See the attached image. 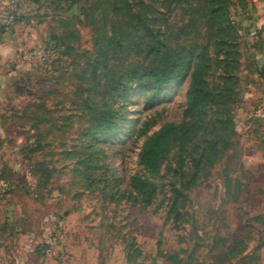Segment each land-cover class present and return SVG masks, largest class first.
<instances>
[{"label":"rangeland","instance_id":"rangeland-1","mask_svg":"<svg viewBox=\"0 0 264 264\" xmlns=\"http://www.w3.org/2000/svg\"><path fill=\"white\" fill-rule=\"evenodd\" d=\"M95 2L0 0V257L7 264H32L24 258L30 250L46 255L50 248L54 253L46 256L65 264H264V80L258 75L264 66V0L231 7L241 28L228 150L198 168L203 146L192 148L198 139L183 152L176 144L162 160L148 204L121 195L111 201L87 178L116 175L128 185L140 171L142 139L129 137L137 128L149 135L181 122L185 85L163 90L152 107L146 96L134 94L125 133L104 140L99 159L94 149L88 152L101 167L79 166L84 143L93 141L80 135L90 125L82 93L97 84L81 72L94 50L89 19ZM182 7L169 18L175 45L187 32ZM62 33H73L71 51L47 44ZM119 64L115 55L100 78ZM172 185L181 192L178 215L170 213Z\"/></svg>","mask_w":264,"mask_h":264},{"label":"trees","instance_id":"trees-1","mask_svg":"<svg viewBox=\"0 0 264 264\" xmlns=\"http://www.w3.org/2000/svg\"><path fill=\"white\" fill-rule=\"evenodd\" d=\"M247 1L96 0L92 8L94 16L89 19L94 50L88 64L81 68L82 77H91L93 83L97 82L88 85L82 93L86 95L82 110L89 117L90 125L80 136L83 141L89 138L93 141L84 143L79 166L94 171L101 167L99 160H92L88 152L94 149L99 159L106 150L103 141L125 133L136 94L146 96L152 107L161 100L159 94L163 90L184 84L186 100L181 122L165 123L149 135L143 129L133 131L129 138L135 141L142 138L136 154L140 171L129 178L128 185H123L122 178L116 175L107 178L98 173V178L92 174L87 178L91 183H99L102 194L109 200L117 201L116 196L121 195L132 203L148 204L158 189L162 160L176 144L183 152L184 145L198 139L192 147L195 151L203 146L198 168L211 166L216 155L228 150L225 140L234 134L230 105L239 82L235 69L239 65L237 41L241 28L231 14V7L235 4L245 7ZM162 6L166 9L164 13ZM181 6L187 16L184 25L187 32H182L185 35L182 44L175 45L171 40L174 25L169 18ZM246 28L254 29L248 25ZM73 36V33L52 35L47 44L71 51L68 42ZM256 43L253 56L259 52ZM115 55L120 60L118 70L106 71L104 79L100 78V70ZM140 115L141 111L137 113ZM140 121L141 118L136 121L138 126ZM210 137L211 143L207 140ZM170 190V213L178 215L181 192L173 185Z\"/></svg>","mask_w":264,"mask_h":264},{"label":"crops","instance_id":"crops-1","mask_svg":"<svg viewBox=\"0 0 264 264\" xmlns=\"http://www.w3.org/2000/svg\"><path fill=\"white\" fill-rule=\"evenodd\" d=\"M261 26V24H259V27ZM253 28H256V26H253ZM1 242H3V238L2 236H0V244ZM2 249H0V256L2 255ZM27 257H29V259L32 260V264H65V263H61L60 261H55L53 260V258H49L46 255H44V253L40 250H30L26 256H24L25 259H27ZM0 264H7L4 262V260L0 257ZM31 264V263H28Z\"/></svg>","mask_w":264,"mask_h":264},{"label":"built area","instance_id":"built-area-1","mask_svg":"<svg viewBox=\"0 0 264 264\" xmlns=\"http://www.w3.org/2000/svg\"><path fill=\"white\" fill-rule=\"evenodd\" d=\"M8 24H13L14 23V16L12 14H8V17L6 19ZM52 249H46V255L48 254H53ZM19 264H22L21 260L19 259Z\"/></svg>","mask_w":264,"mask_h":264},{"label":"water","instance_id":"water-1","mask_svg":"<svg viewBox=\"0 0 264 264\" xmlns=\"http://www.w3.org/2000/svg\"><path fill=\"white\" fill-rule=\"evenodd\" d=\"M258 75L264 80V66L258 69Z\"/></svg>","mask_w":264,"mask_h":264}]
</instances>
